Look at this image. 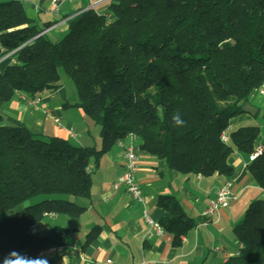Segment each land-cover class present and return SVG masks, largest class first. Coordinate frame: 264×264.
<instances>
[{"label":"trees","instance_id":"trees-1","mask_svg":"<svg viewBox=\"0 0 264 264\" xmlns=\"http://www.w3.org/2000/svg\"><path fill=\"white\" fill-rule=\"evenodd\" d=\"M65 15L66 33L52 41L39 34L20 0H0V47L16 49L0 62V102L15 92L40 95L60 86L59 69L73 81L78 102L100 126V146L46 137L22 123H3L0 111V264L13 251L31 258L62 246L74 229L50 226L33 233L47 213L81 215L92 169L101 155L129 134L140 148L182 174L230 177L234 149L249 154L256 125L222 130L245 112L249 95L264 82V0H107ZM107 14H110L108 20ZM48 24V22H47ZM179 111L186 121L174 127ZM264 190V150L247 162ZM40 200L16 209L37 197ZM158 220L172 244L196 225L179 200L161 194ZM93 225L84 245L100 232ZM239 249L221 264H264V199L251 201L233 226ZM48 264L55 261L45 258Z\"/></svg>","mask_w":264,"mask_h":264},{"label":"crops","instance_id":"crops-1","mask_svg":"<svg viewBox=\"0 0 264 264\" xmlns=\"http://www.w3.org/2000/svg\"><path fill=\"white\" fill-rule=\"evenodd\" d=\"M20 1L26 14L34 18L36 24L37 21L42 23L41 32L46 35L64 32L67 18L64 16L73 15L89 4V0H75L50 19L47 17V12H51L50 0ZM21 94L15 92L11 99L0 102L5 123H22L33 132L46 137L59 136L76 145L99 146V131L91 128L81 108L73 105L78 100L74 97L70 100L62 84L54 92L40 94L42 100L38 108L21 98ZM246 105L256 108L255 113L243 112L233 117L229 131L255 119L260 107L248 101ZM120 142L122 145L116 142L101 155L97 164L91 161L90 193L80 200L86 210L77 217L47 213L36 227L39 233L47 232L54 225L74 229L60 250L49 248L41 253V257L52 259L56 264H103L107 258L116 264H221L238 251L239 242L233 226L242 219L247 205L264 195V190L247 171L249 154L264 142L255 140L249 154L233 150L229 158L234 168L230 177L182 174L141 149L137 136L128 135ZM128 147L138 157L135 177L145 196L143 204L134 201L122 186L118 189L112 186L123 172L124 150ZM227 179L233 181L236 198L217 213L206 215L204 211L214 190ZM161 194L176 196L184 212L196 221L195 227L182 236L178 246L172 244L173 234L167 231L161 236L143 238L146 226L142 210L147 209L158 221L164 214L157 205V197ZM96 224L101 227L99 234L84 245L86 233Z\"/></svg>","mask_w":264,"mask_h":264},{"label":"built area","instance_id":"built-area-1","mask_svg":"<svg viewBox=\"0 0 264 264\" xmlns=\"http://www.w3.org/2000/svg\"><path fill=\"white\" fill-rule=\"evenodd\" d=\"M71 0H50L49 9L55 13H59L60 6L66 2ZM92 0H89L90 7H96L101 3L106 2L107 0H96V2L91 4ZM108 20L110 19V14H107ZM16 49L3 53V48L0 47V62L8 59L9 62L14 63ZM260 93H264V82L258 88ZM21 98L26 99L29 104L33 105L35 108H38L42 98L40 95H26L21 94ZM228 127L224 128L220 134L221 140L224 142L228 141ZM129 136H135L134 134H129ZM120 145L122 143L118 141ZM264 150V145L260 144L255 147V149L249 154L248 160H252L256 158L259 154ZM138 157L131 150V148H126L124 150V162H123V172L119 178H117L112 186L114 189H118L119 187H123L124 190L130 195V197L138 202L143 204L145 202V196L142 192L139 181L135 177V170L137 167ZM90 170V166L87 168ZM236 198V193L233 189V181L231 179H227L223 184L218 186L214 190L213 197L209 200L208 205L204 211L206 215H213L217 213L224 207H227L229 203ZM264 199V195L262 197ZM142 217L145 222L146 231L144 233L143 238L149 239L153 236H161L165 231L163 226L159 223V221L154 220L150 215L147 209L142 210ZM33 233L37 231L36 227H33L31 230ZM52 249L60 250L61 246L52 247ZM103 264H116L111 258H107L104 260Z\"/></svg>","mask_w":264,"mask_h":264},{"label":"rangeland","instance_id":"rangeland-1","mask_svg":"<svg viewBox=\"0 0 264 264\" xmlns=\"http://www.w3.org/2000/svg\"><path fill=\"white\" fill-rule=\"evenodd\" d=\"M75 0H71V1H66L64 2L61 7V9H65L67 4H69L70 2H73ZM87 2V0H86ZM96 2V0H92L91 4ZM27 3H25L26 6ZM108 2H104L101 3L97 6V9L100 10V12H103L106 10V6H107ZM30 13V12H27ZM32 15V14H31ZM47 17H50V19L55 18L56 14L51 12H47ZM37 26L38 28H43L42 23L37 21ZM66 33V29L64 30V32H61L60 34L58 33H50L47 34L48 38L51 39L52 41L56 40V39H60L61 37H63V35ZM59 74H60V84L63 85L64 89L69 93L68 95L70 96L69 99L72 100L73 97L78 100V96L76 93V89L74 87L73 81L70 79V77L66 74V72L64 71L63 68L59 69ZM72 97V98H71ZM248 103H252L254 102L258 107H260L259 112L256 114L255 119L251 122H247V123H242L241 125H256L259 127V133L257 135L256 138V142H264V93H260L259 90H254L248 97L247 99ZM256 109V108H255ZM89 124L91 126V128H95L94 130H100V126L92 121H90V119H88ZM3 123H5V121H3ZM238 126H235V128H237ZM94 134V133H93ZM100 138V137H99ZM101 141V140H100ZM100 146V143H99ZM97 146V147H99ZM90 165L93 167V163ZM93 169V168H92ZM41 198H43V196H37L34 197L26 202H24L23 204H20L16 209H20L21 207H23L24 205L30 204V203H34L38 200H40ZM68 198L70 199H75V200H82L81 198H74L69 196Z\"/></svg>","mask_w":264,"mask_h":264},{"label":"clouds","instance_id":"clouds-1","mask_svg":"<svg viewBox=\"0 0 264 264\" xmlns=\"http://www.w3.org/2000/svg\"><path fill=\"white\" fill-rule=\"evenodd\" d=\"M171 121L174 127H183L186 124L179 111L171 117ZM4 264H48V262L45 258H31L13 251L9 254V257L4 259Z\"/></svg>","mask_w":264,"mask_h":264},{"label":"water","instance_id":"water-1","mask_svg":"<svg viewBox=\"0 0 264 264\" xmlns=\"http://www.w3.org/2000/svg\"><path fill=\"white\" fill-rule=\"evenodd\" d=\"M39 34H42V32H40ZM244 109H245V112H248L250 114H254L256 111V109L250 105H245ZM47 233L48 232H45L43 235H46Z\"/></svg>","mask_w":264,"mask_h":264}]
</instances>
